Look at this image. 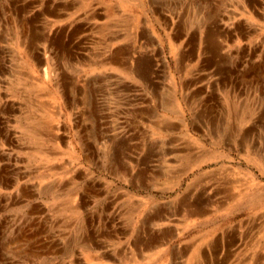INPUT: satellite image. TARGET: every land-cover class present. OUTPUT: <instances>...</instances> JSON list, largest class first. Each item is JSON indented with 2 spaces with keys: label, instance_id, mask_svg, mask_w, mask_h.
Wrapping results in <instances>:
<instances>
[{
  "label": "rangeland",
  "instance_id": "obj_1",
  "mask_svg": "<svg viewBox=\"0 0 264 264\" xmlns=\"http://www.w3.org/2000/svg\"><path fill=\"white\" fill-rule=\"evenodd\" d=\"M263 164L264 0H0V264H264Z\"/></svg>",
  "mask_w": 264,
  "mask_h": 264
},
{
  "label": "bare ground",
  "instance_id": "obj_2",
  "mask_svg": "<svg viewBox=\"0 0 264 264\" xmlns=\"http://www.w3.org/2000/svg\"><path fill=\"white\" fill-rule=\"evenodd\" d=\"M211 41H212V39H211ZM209 42V41H208ZM207 42V43H208ZM213 43V42H212ZM214 44V43H213ZM117 57V56H116ZM141 58V57H140ZM123 62V61H122ZM146 70V69H145ZM148 70V69H147ZM135 76V75H134ZM140 76V75H139ZM137 77V76H136ZM156 94V93H155ZM119 95V94H118ZM149 112V111H148ZM157 124V123H156ZM39 130V129H38ZM264 165V164H263ZM159 215V214H158Z\"/></svg>",
  "mask_w": 264,
  "mask_h": 264
}]
</instances>
